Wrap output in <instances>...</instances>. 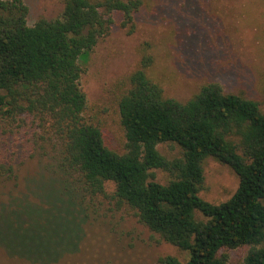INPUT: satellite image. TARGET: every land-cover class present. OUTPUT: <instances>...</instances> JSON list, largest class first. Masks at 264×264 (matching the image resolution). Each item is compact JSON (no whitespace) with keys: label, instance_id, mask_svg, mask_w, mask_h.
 I'll return each instance as SVG.
<instances>
[{"label":"trees","instance_id":"trees-1","mask_svg":"<svg viewBox=\"0 0 264 264\" xmlns=\"http://www.w3.org/2000/svg\"><path fill=\"white\" fill-rule=\"evenodd\" d=\"M63 2L61 17L30 25L24 0H0V125L35 127L59 147L61 170L79 185L66 180L68 191L84 194V200L76 196L74 202L83 209L90 207L87 197H108L106 184L114 183L118 204L189 255L186 262L161 257L159 264H231L226 251L242 247L249 248L244 264H264V112L259 102L226 93L218 83L201 86L187 101L167 97L149 75L154 58L144 56L119 104L126 152L112 150L102 130L85 117L88 98L80 86V61L111 34L117 15L123 27L133 26L143 1ZM163 144L177 145L180 155L169 159L159 150ZM209 157L240 179L236 193L220 204L201 196ZM157 170L171 180L159 182ZM9 219L0 233V245L8 252ZM70 234L61 232V241ZM68 248L47 247L40 258L16 257L50 261Z\"/></svg>","mask_w":264,"mask_h":264},{"label":"rangeland","instance_id":"rangeland-1","mask_svg":"<svg viewBox=\"0 0 264 264\" xmlns=\"http://www.w3.org/2000/svg\"><path fill=\"white\" fill-rule=\"evenodd\" d=\"M24 1L30 25L61 17L65 9L63 0ZM142 1L133 26L123 27V17L117 15L111 34L80 61V86L88 98L85 117L102 130L109 148L126 152L119 104L131 89V74L148 55L154 58L149 75L167 97L187 101L201 86L218 83L226 93L259 102L264 112V0ZM47 139L32 126L0 125V233L9 217L8 250L13 255L0 245V264H159L166 256L188 260L187 252L162 241L135 211L113 199L112 182L106 184L108 197H87L89 209L76 205L75 197L85 196L68 191L69 182L79 185L61 170L59 147ZM159 150L169 159L180 155L177 145L163 144ZM204 171L205 200L220 204L236 193L240 179L228 165L209 157ZM156 174L161 183L171 180L163 171ZM61 232L71 233L70 239L61 241ZM68 245L50 261L16 257L40 258L47 247ZM248 250L226 253L231 264H244Z\"/></svg>","mask_w":264,"mask_h":264}]
</instances>
